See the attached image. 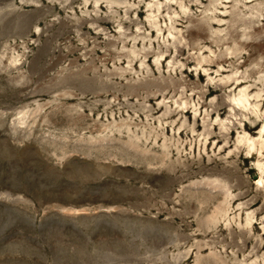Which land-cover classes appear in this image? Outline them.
Returning <instances> with one entry per match:
<instances>
[{
  "label": "rangeland",
  "instance_id": "374dc122",
  "mask_svg": "<svg viewBox=\"0 0 264 264\" xmlns=\"http://www.w3.org/2000/svg\"><path fill=\"white\" fill-rule=\"evenodd\" d=\"M166 4L0 0V264L264 263V0Z\"/></svg>",
  "mask_w": 264,
  "mask_h": 264
},
{
  "label": "bare ground",
  "instance_id": "6f19581e",
  "mask_svg": "<svg viewBox=\"0 0 264 264\" xmlns=\"http://www.w3.org/2000/svg\"><path fill=\"white\" fill-rule=\"evenodd\" d=\"M171 0H166V3L168 2V4H169V2H170ZM201 2V1H200ZM157 3V2H156ZM159 3V2H158ZM183 3V2H182ZM154 4V3H153ZM168 4H166L167 6H168ZM165 5V6H166ZM156 6H158V7H156V8H159V4L157 5L156 4ZM166 6V7H167ZM170 6V5H169ZM181 7H183V8H185V5H181ZM167 9H168V7H167ZM190 10V8L189 7H186V9L184 10V11H189ZM169 12V11H168ZM152 13V12H151ZM167 14H169V13H167ZM189 17H190V15H188ZM150 17V16H149ZM154 18V17H153ZM172 18V17H171ZM193 18V17H192ZM214 18H216V17H214ZM152 19V18H151ZM172 20V19H171ZM192 20V19H191ZM218 20V19H217ZM174 21V20H173ZM219 22L221 21L220 19L218 20ZM192 22V21H191ZM172 23V22H171ZM170 23V24H171ZM152 24L155 26V27H158L159 25H158V23H157V21H156V19L154 20L153 19V21H152ZM174 25V24H173ZM171 27H173L172 25H171ZM159 28V27H158ZM157 28V32H159L160 31V29H158ZM170 28V27H169ZM175 28V27H174ZM174 28H172V30L174 29ZM139 29V28H138ZM171 29V28H170ZM169 29V30H170ZM140 30V29H139ZM168 30V31H169ZM171 30V31H172ZM171 31H169V36H172L173 38H176L177 40H178V42H182V41H184V44H185V41H186V38L184 37V36H187V35H184V34H181V29H179L178 30V34L179 35H175V34H173ZM176 31V30H175ZM161 32H162V30H161ZM188 32V31H187ZM199 32V31H198ZM201 32V31H200ZM177 33V32H176ZM191 33V32H190ZM194 33V32H193ZM125 34V33H124ZM195 34H196V32H195ZM194 34V35H195ZM198 34V33H197ZM200 34H202V33H200ZM122 35H123V33H122ZM184 35V36H183ZM233 35V34H232ZM158 36H159V34H158ZM180 36V37H179ZM189 36V35H188ZM198 36V35H197ZM196 36V37H197ZM192 36L190 35V37H187V38H191ZM199 37V36H198ZM196 39H198V38H196ZM199 40H201V38L199 39ZM236 42V41H235ZM187 43V42H186ZM188 43H189V40H188ZM238 43V42H237ZM244 43V42H243ZM242 43V44H243ZM125 44V43H124ZM181 44H183V42L182 43H180V45ZM184 44H183V46H184ZM238 44H241V43H238ZM174 45H176L175 43H174ZM244 45V44H243ZM242 45V46H243ZM179 46V45H178ZM188 46V45H187ZM167 47H169V46H167ZM175 47V46H174ZM177 47V46H176ZM181 48V47H180ZM180 48H178V50L177 51H174V52H176V53H178V52H180V50H182V48L180 49ZM242 48H244V47H242ZM180 49V50H179ZM142 52V51H141ZM144 52V51H143ZM142 52V53H143ZM163 52V51H162ZM166 52H168V51H166ZM146 53V52H145ZM148 53H149V51H148ZM160 53V52H159ZM182 52H180V54H181ZM155 54V53H154ZM230 54V53H229ZM163 55V54H162ZM162 55H161V53L159 54V56H161L162 57ZM144 56L145 57H147V54H144ZM157 56V55H156ZM180 56V55H179ZM166 59V58H165ZM197 59L200 61V59L199 58H196V61H197ZM143 60V59H142ZM171 60V59H170ZM175 60V59H174ZM203 60H205L204 58H203ZM160 61L161 60H159V57L156 59V64L158 65V64H160ZM186 61H187V59H186ZM206 61V60H205ZM216 61V60H215ZM142 62V61H141ZM177 62V61H176ZM199 63V62H198ZM202 63V62H201ZM201 63H200V65H201ZM204 63H206V62H204ZM143 64H144V62H143ZM170 64H174V61L173 60H171L170 61ZM182 66L184 65V63H180ZM187 64V63H186ZM210 64V63H209ZM215 64V63H214ZM217 64V63H216ZM180 65V66H181ZM197 65H199V64H197ZM217 65H219V64H217ZM146 66V65H145ZM181 66V67H182ZM185 66V65H184ZM203 68V67H202ZM173 69V68H172ZM205 71V70H204ZM217 72H218V70H216ZM232 74H233V72H232ZM223 77V76H222ZM219 78V80L222 82V83H224V85L226 84V83H228L230 80H233V81H236L237 83L236 84H238V86H240L242 83H241V80H240V78L241 79H243L244 80V77L243 76H241V77H233V75H226V77L225 78ZM163 78V77H162ZM240 80V81H239ZM169 81V80H168ZM171 81V80H170ZM176 81V80H175ZM178 81V80H177ZM167 82V81H166ZM243 82V81H242ZM170 83V82H169ZM183 83V82H182ZM230 83V82H229ZM170 84H172V83H170ZM167 85V84H166ZM182 85V84H181ZM155 86H156V84H155ZM161 86H163V85H161ZM218 86V85H217ZM221 86V85H220ZM223 86V85H222ZM226 86V85H225ZM179 87V86H178ZM247 89H248V87H246V86H244L243 88H240V90H239V94L237 95V96H234V97H232L231 98V102H233L232 104H235V105H238V106H241V107H243V108H246L247 106H249V105H251V102L249 101V93L247 92ZM179 90V89H178ZM184 91V90H183ZM149 92V91H148ZM171 92H172V90H171ZM206 93V92H205ZM204 93V94H205ZM202 94H203V92H202ZM204 94L202 95L203 96V98H204ZM148 95V94H147ZM162 95V98H163V94H161ZM152 96V95H151ZM154 96V95H153ZM165 96V95H164ZM262 95L260 94V91H257V92H255V94H254V97L255 98H259V97H261ZM155 97V96H154ZM228 99H229V96H228ZM227 99V100H228ZM164 100V99H163ZM226 101V100H225ZM187 102V101H186ZM188 103V102H187ZM187 103H183V104H185V105H187ZM222 103V102H221ZM224 103V102H223ZM228 103H230V102H227V104ZM182 105V104H181ZM231 105V104H230ZM229 106V105H228ZM258 106L259 105H257V103L256 104H254V105H252V108H253V111L255 112V113H257L258 112ZM231 107H236V106H231ZM240 107V108H241ZM180 108H182V107H180ZM185 108H187V107H185ZM237 108V107H236ZM242 108V109H243ZM184 109V108H183ZM235 109V108H234ZM206 111V110H205ZM207 112V111H206ZM208 113V112H207ZM235 113V112H234ZM205 115L206 114H204V117H205ZM223 122V121H222ZM229 122V121H228ZM222 124V123H221ZM264 124V123H263ZM208 125H209V123H208ZM263 132H264V125L261 127V129L259 130V138L257 139V141L255 140V139H252L251 138V136L249 137L248 135H247V133H243V135L241 136V137H239L240 139L239 140H237L238 142V146H239V143L240 142H242V141H246V142H249V146L250 147H252V148H254L255 147V145L256 144H258V147H259V153H260V150L264 147V139L262 138V134H263ZM211 133V132H210ZM209 133V134H210ZM227 135V134H226ZM246 144V143H245ZM248 147V146H247ZM237 148V147H236ZM249 149V148H248ZM251 149V148H250ZM249 149V150H250ZM257 165H258V167L260 168V169H262L263 167H264V163L262 164V163H260L259 161L257 162ZM264 171V169H262V172ZM263 181H264V178L263 177H260L259 178V182L260 183H263ZM253 199V198H252ZM251 199V200H252ZM250 201V200H249ZM253 202V200L251 201V203ZM245 204H249V203H245ZM260 209V208H259ZM260 211V210H259ZM256 212V211H255ZM248 218V217H247ZM247 218H246V220H247ZM264 220V219H263ZM246 222H249L250 223V219H248V221H246ZM250 227V226H249ZM252 228V227H251ZM254 229V228H253ZM243 232V231H242ZM241 232V233H242ZM261 238V237H260ZM259 241H260V239H259ZM242 244H243V242H242ZM260 245V244H259ZM243 246H245L244 244H243ZM254 246H256V245H254ZM257 248V247H256ZM254 254V253H253ZM255 255H256V253H255ZM257 256V255H256ZM259 257V256H258ZM255 259V258H254ZM253 259V260H254ZM256 259H257V257H256ZM257 261V260H256ZM255 261V262H256ZM263 263V262H262ZM254 264V263H253ZM264 264V263H263Z\"/></svg>",
  "mask_w": 264,
  "mask_h": 264
}]
</instances>
